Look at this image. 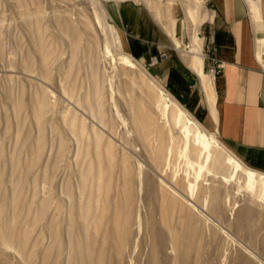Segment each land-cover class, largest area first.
Returning <instances> with one entry per match:
<instances>
[{"label": "rangeland", "instance_id": "1", "mask_svg": "<svg viewBox=\"0 0 264 264\" xmlns=\"http://www.w3.org/2000/svg\"><path fill=\"white\" fill-rule=\"evenodd\" d=\"M119 1L0 0V264H264V176L131 52ZM130 1L197 66L206 0Z\"/></svg>", "mask_w": 264, "mask_h": 264}, {"label": "crops", "instance_id": "2", "mask_svg": "<svg viewBox=\"0 0 264 264\" xmlns=\"http://www.w3.org/2000/svg\"><path fill=\"white\" fill-rule=\"evenodd\" d=\"M206 10L199 35L203 52L211 46L214 55L224 61L216 75L205 54L194 66L193 56L187 59L179 51L165 50L171 49L168 41L160 42L159 48V22L139 3L120 0L111 7L115 19L131 28V52L149 60L165 52L160 65L170 87L207 128L259 172L249 171L264 176V73L260 68L264 61V0H206ZM176 35L183 46L189 45L178 27ZM166 37H170L167 32Z\"/></svg>", "mask_w": 264, "mask_h": 264}, {"label": "built area", "instance_id": "3", "mask_svg": "<svg viewBox=\"0 0 264 264\" xmlns=\"http://www.w3.org/2000/svg\"><path fill=\"white\" fill-rule=\"evenodd\" d=\"M263 49H264V44H263ZM264 53V51H263ZM205 57L209 60L211 63V71L213 72L214 75L219 74L224 66V61L218 59L214 53H213V48L211 46H206L205 51H204ZM166 57V54H161L160 58L163 59ZM159 59L156 57L155 62H157ZM261 71L264 73V61L261 63Z\"/></svg>", "mask_w": 264, "mask_h": 264}, {"label": "bare ground", "instance_id": "4", "mask_svg": "<svg viewBox=\"0 0 264 264\" xmlns=\"http://www.w3.org/2000/svg\"><path fill=\"white\" fill-rule=\"evenodd\" d=\"M196 42V44H197V47L199 48L200 46H199V43L197 42V41H195ZM199 52V53H198ZM198 52H194L195 54H196V57H195V60H197V61H199L200 59H202L203 58V55H201V51H198ZM4 236L5 237H11L12 236V234L11 233H9V232H7V233H5L4 234ZM12 238V237H11Z\"/></svg>", "mask_w": 264, "mask_h": 264}]
</instances>
